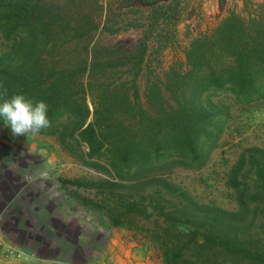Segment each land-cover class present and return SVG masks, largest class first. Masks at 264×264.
<instances>
[{
	"label": "trees",
	"instance_id": "1",
	"mask_svg": "<svg viewBox=\"0 0 264 264\" xmlns=\"http://www.w3.org/2000/svg\"><path fill=\"white\" fill-rule=\"evenodd\" d=\"M136 1L156 7L154 0L122 5ZM83 9L71 0H0V96L45 100L50 125L38 134L56 137L73 158L112 179L61 183L77 192L110 189L101 201L75 197L113 228L144 235L164 264H264V148L243 150L226 175L235 212L201 203L169 178L179 168H203L218 147L228 115L212 97L234 96L242 105L264 97V31L246 51L234 34L222 33L217 45L197 39L188 70L172 68L162 79L147 62L149 19L105 17L99 3L90 14ZM142 29L130 44L100 39ZM144 73L146 103L138 83Z\"/></svg>",
	"mask_w": 264,
	"mask_h": 264
},
{
	"label": "rangeland",
	"instance_id": "2",
	"mask_svg": "<svg viewBox=\"0 0 264 264\" xmlns=\"http://www.w3.org/2000/svg\"><path fill=\"white\" fill-rule=\"evenodd\" d=\"M71 1L88 14L93 11V5L103 4L105 17L121 22H128V17L138 21L149 19L146 32L153 41L149 44L147 62L153 76L162 79L172 68L182 74L188 70L186 54L197 39L210 38L217 45L223 34V38L234 34L235 43L243 37L237 49L246 51L252 48L254 40L261 43V31H264V0H154L153 10L140 1L129 7L122 5L125 0ZM131 9L143 13L133 14ZM142 35L143 29L130 30L117 35L103 34L100 39L103 44H130ZM138 83L142 102L146 103L145 73ZM212 100L228 115L218 147L203 168H179L169 178L201 203L235 212L236 194L226 186V175L243 150L264 148V97L244 105L226 94ZM75 179L86 183L112 180L73 158L56 137L38 133L14 135L9 127H0V240L26 254L22 259H6V262L122 264L123 260H135L142 264H164L158 249L144 235L113 228L103 214L80 205L75 197L77 188L61 183ZM109 192L110 189L102 188L100 192L79 189L77 193L101 201ZM46 239L52 242V247L46 248L48 252L43 244ZM119 240L134 245L126 257L113 242ZM33 260L36 262L26 263Z\"/></svg>",
	"mask_w": 264,
	"mask_h": 264
},
{
	"label": "clouds",
	"instance_id": "3",
	"mask_svg": "<svg viewBox=\"0 0 264 264\" xmlns=\"http://www.w3.org/2000/svg\"><path fill=\"white\" fill-rule=\"evenodd\" d=\"M50 106L24 93L0 96V122L14 135L37 134L50 125Z\"/></svg>",
	"mask_w": 264,
	"mask_h": 264
},
{
	"label": "crops",
	"instance_id": "4",
	"mask_svg": "<svg viewBox=\"0 0 264 264\" xmlns=\"http://www.w3.org/2000/svg\"><path fill=\"white\" fill-rule=\"evenodd\" d=\"M34 241V240H33ZM113 242H115L116 244H117V247H119L123 252H121V255L123 256V257H126V256H128L127 255V252H128V250H131L132 248H133V243H130V242H128V241H113ZM44 245H45V249L46 248H48V247H52V242L51 241H48L47 239L44 241V243H43ZM47 250V249H46ZM48 251H50V250H47V252ZM50 256V255H49ZM7 260L6 259H4V257H3V255L2 254H0V264H22L21 262H6ZM41 261V260H40ZM33 262H36V260H33V261H31V262H26V263H33ZM121 262H123L122 264H142V263H140V262H135V260H131V261H128V260H123V261H121ZM49 263H51V261H49ZM55 264H59V262L58 263H55ZM61 264V263H60ZM103 264V263H102Z\"/></svg>",
	"mask_w": 264,
	"mask_h": 264
},
{
	"label": "built area",
	"instance_id": "5",
	"mask_svg": "<svg viewBox=\"0 0 264 264\" xmlns=\"http://www.w3.org/2000/svg\"><path fill=\"white\" fill-rule=\"evenodd\" d=\"M0 254L3 255V257L7 260H16V259H22L26 256L25 253L21 252L20 250L11 247L7 243H5L3 240H0Z\"/></svg>",
	"mask_w": 264,
	"mask_h": 264
}]
</instances>
